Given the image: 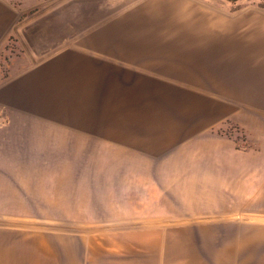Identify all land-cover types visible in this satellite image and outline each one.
Instances as JSON below:
<instances>
[{
    "label": "crops",
    "instance_id": "crops-1",
    "mask_svg": "<svg viewBox=\"0 0 264 264\" xmlns=\"http://www.w3.org/2000/svg\"><path fill=\"white\" fill-rule=\"evenodd\" d=\"M14 3L0 0V52L16 43L0 80L3 144L116 158L99 162L115 171L101 179L76 174L87 162L0 161V217L63 223L0 224V264H140L93 257L107 245L70 226L134 216L111 202L254 201L245 188L256 184L264 195V5L206 16L185 12L187 0H152L129 35L107 13L81 27L23 17L28 1ZM238 128L257 149L237 146Z\"/></svg>",
    "mask_w": 264,
    "mask_h": 264
},
{
    "label": "rangeland",
    "instance_id": "rangeland-1",
    "mask_svg": "<svg viewBox=\"0 0 264 264\" xmlns=\"http://www.w3.org/2000/svg\"><path fill=\"white\" fill-rule=\"evenodd\" d=\"M30 8L23 17L45 19L55 17L62 23L76 21L83 26L88 19L94 20L98 14H106L109 19L120 18L124 21L123 33H133L134 12L142 5L147 6L152 0H106L104 6L91 1L99 0H26ZM104 1V0H102ZM184 11L193 7L202 8L206 16H227L242 6L239 3L259 2L264 0H187ZM23 0H15L19 7ZM103 5V4H102ZM155 7V6H154ZM153 8V7H152ZM42 28L39 26V29ZM67 28V26L63 27ZM117 32H120L118 29ZM14 39V37H13ZM11 39L6 52H0V80L6 76V65L15 53L16 43ZM235 128V127H232ZM228 130L232 132L233 129ZM239 148H258L259 144L248 140L241 129H237ZM0 138V161H72L90 163V170H76V174L88 173L92 179L104 178V174L114 175V170L99 169L101 161H115L113 153L101 154L93 148L90 154H41L35 148H20L16 144L3 142ZM14 139H11V141ZM98 151V152H97ZM114 173V174H113ZM258 182V181H257ZM252 201L242 202H138L123 203L124 208L117 207L118 202H111L114 211L130 213L125 217H91L77 219L71 225L83 241H93L100 246L92 250L95 258L127 259L139 258L140 264H264V201L259 200L260 184L246 187ZM110 205V202L108 203ZM128 205V206H127ZM169 213L170 216L159 217L153 214ZM181 215V216H179ZM84 224H79L80 221ZM23 222L29 226H63L56 219H9L0 217V224ZM29 222V223H28Z\"/></svg>",
    "mask_w": 264,
    "mask_h": 264
}]
</instances>
